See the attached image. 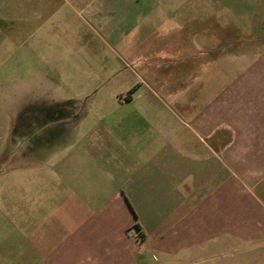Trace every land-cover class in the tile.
Listing matches in <instances>:
<instances>
[{
    "label": "crops",
    "instance_id": "obj_1",
    "mask_svg": "<svg viewBox=\"0 0 264 264\" xmlns=\"http://www.w3.org/2000/svg\"><path fill=\"white\" fill-rule=\"evenodd\" d=\"M191 1L39 0L48 56L98 37L145 78L84 104L50 73L0 90V264H264V11L224 33Z\"/></svg>",
    "mask_w": 264,
    "mask_h": 264
},
{
    "label": "rangeland",
    "instance_id": "obj_2",
    "mask_svg": "<svg viewBox=\"0 0 264 264\" xmlns=\"http://www.w3.org/2000/svg\"><path fill=\"white\" fill-rule=\"evenodd\" d=\"M205 2L201 4L197 0L187 4V10L192 8L190 11L195 16H200L198 11L201 10L203 12L201 13L206 16V20L193 19L196 24H192L191 27L207 26L209 30L223 29L225 33L234 27H247L249 17L264 11V0H219V3L206 0ZM39 5V0H15L14 15L9 18H3L2 14L0 16V90L3 93L13 91V88L20 91L25 82L30 81L32 85H35L38 79L35 74L44 72L52 75L49 78L51 83L55 82L61 86L59 93L61 92L64 97L72 98V100H79L83 97L84 104L85 97L100 87L101 78H109L105 80L108 81L107 89L115 92L126 89L121 84V78H145L134 57V54H141L142 51L133 52L132 56L131 50H128L126 45L122 47L105 46L98 37L93 52L75 47L73 52L68 51L66 54H58L57 51L52 50L51 56H48L43 44L49 38L46 31L41 29L44 19L43 14H39ZM36 10L38 12H35ZM230 62L231 59L224 56L223 62L216 67L218 70L212 74L215 75L219 70L223 71L224 67L221 64L228 66L231 73ZM69 67L75 71L74 77L59 78L54 74L58 70H66ZM214 69L210 67L209 70L214 71ZM30 71L32 74L29 73ZM11 110L4 106L0 107V138L6 133V126L14 117L11 115ZM1 146L0 141V149ZM10 169L6 166L1 172Z\"/></svg>",
    "mask_w": 264,
    "mask_h": 264
},
{
    "label": "flooded vegetation",
    "instance_id": "obj_3",
    "mask_svg": "<svg viewBox=\"0 0 264 264\" xmlns=\"http://www.w3.org/2000/svg\"><path fill=\"white\" fill-rule=\"evenodd\" d=\"M43 119V118H42ZM39 116H33V121L37 124L42 123V120Z\"/></svg>",
    "mask_w": 264,
    "mask_h": 264
}]
</instances>
